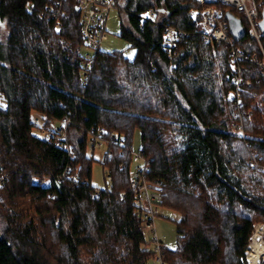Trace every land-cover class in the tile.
<instances>
[{
	"label": "trees",
	"instance_id": "trees-1",
	"mask_svg": "<svg viewBox=\"0 0 264 264\" xmlns=\"http://www.w3.org/2000/svg\"><path fill=\"white\" fill-rule=\"evenodd\" d=\"M122 1L121 36L136 56L99 48L86 70L77 0L66 3L61 27L43 14L50 0H0V264H154L135 208L138 130L160 207L181 213L177 246L163 247L167 263L249 264L255 224L264 221L260 68L243 61L252 86L236 101L229 46L206 42L190 15L202 2ZM214 4L248 27L236 7ZM149 7L185 31L173 56L164 25H140ZM237 43L260 51L249 33ZM35 113L49 136L36 133ZM66 121L61 135L56 124ZM92 135L107 145L103 187L93 183Z\"/></svg>",
	"mask_w": 264,
	"mask_h": 264
},
{
	"label": "built area",
	"instance_id": "built-area-1",
	"mask_svg": "<svg viewBox=\"0 0 264 264\" xmlns=\"http://www.w3.org/2000/svg\"><path fill=\"white\" fill-rule=\"evenodd\" d=\"M78 9L81 12V24L82 35L84 44L93 50L101 48L102 42L106 35L107 23L109 13L112 9L118 8L124 10V3H120L119 0H77ZM202 3H206L201 8H192L190 15L194 21L199 25V33L204 40L211 44L225 43L230 48L231 71L228 74V79H231L236 85L235 89L230 90L229 95L234 100L239 101L241 99L242 91L252 86V80L245 78V66L243 61L249 60L256 64L264 77V32L259 26L261 21L260 5L263 4L262 0H198ZM222 1L226 4L236 7V9L243 13L247 19L248 27H246L247 34L255 37L260 44V51L255 50L252 53H246L245 50L237 43V39L232 35L229 26V20L226 17L222 8L217 7L214 2ZM68 0H50L45 6L43 14H48L55 19L56 26L61 27L62 21L68 16L66 9V3ZM140 19V25H143L145 21H150L155 24H161L165 27V34L163 39V47L169 56L177 50V46L181 35L185 34V31L178 29L177 27L164 23L161 20L158 11L154 7H149L138 14ZM242 40V39H241ZM88 61L85 64V69L90 67L92 61L93 52L87 51L85 54ZM68 121L61 123L59 133L65 134V128ZM56 127V128H58ZM237 131H240L242 135L244 132L241 129V125L237 126ZM113 141L123 143L124 137L118 133L111 135ZM104 141L98 136L92 135L89 139V146L95 147ZM148 170L147 160L143 157L142 153L137 150L133 151V174L132 182L136 190L135 208L137 213L141 216L144 224L145 231H151L154 233V264H168L164 255V244L159 239L155 220L159 215L161 200V193L158 188L155 187L149 180L146 179L145 174ZM6 177V174L0 176V183ZM258 225H264L259 223L255 225L253 234L257 231ZM253 237V235H252ZM251 244V242H250ZM250 246V245H249ZM247 254V250H246ZM247 257V256H246Z\"/></svg>",
	"mask_w": 264,
	"mask_h": 264
},
{
	"label": "rangeland",
	"instance_id": "rangeland-1",
	"mask_svg": "<svg viewBox=\"0 0 264 264\" xmlns=\"http://www.w3.org/2000/svg\"><path fill=\"white\" fill-rule=\"evenodd\" d=\"M204 5H206V3H203V6ZM194 8H201V7H194ZM123 19L124 17L120 9L114 8L110 11L108 23H107L106 35L102 42L101 48L107 51H113V50L121 51L126 57L132 59L136 56L137 49L130 43V41H128L123 36H121V23ZM87 51H91L94 53L95 50L90 49L86 45H84V49H83L84 54H86ZM34 121L37 124L35 129L36 133L42 136H49V130L44 129L41 126L43 122L40 114L35 113ZM56 125L58 127L61 125V123H57ZM133 145L135 151L139 150L141 147V133L139 130L136 132L134 136ZM89 148L91 152H94V156L96 158L93 165V183L97 186L103 187L106 185V180H105L106 169L102 164V159L107 149V145L103 142L101 144L96 145L95 147L89 146ZM180 217H181L180 212L162 206L160 207L159 215H157L156 217L155 226L158 237L162 241V243L169 248H175L177 246L178 236H177L176 220H178ZM259 223L263 224L264 221H258L256 222L255 225ZM146 237L150 243V247L153 249L154 233L146 230ZM153 260H154V255L151 261L153 262Z\"/></svg>",
	"mask_w": 264,
	"mask_h": 264
},
{
	"label": "bare ground",
	"instance_id": "bare-ground-1",
	"mask_svg": "<svg viewBox=\"0 0 264 264\" xmlns=\"http://www.w3.org/2000/svg\"><path fill=\"white\" fill-rule=\"evenodd\" d=\"M247 261L249 264H261L264 257V225H258L253 234L251 244L247 249Z\"/></svg>",
	"mask_w": 264,
	"mask_h": 264
},
{
	"label": "water",
	"instance_id": "water-1",
	"mask_svg": "<svg viewBox=\"0 0 264 264\" xmlns=\"http://www.w3.org/2000/svg\"><path fill=\"white\" fill-rule=\"evenodd\" d=\"M225 15L229 20L230 31L232 35L235 37V39L237 40L243 39L247 34V30L243 23L242 17L238 16L230 9L226 11ZM259 26L264 32V9H263L262 19L259 23Z\"/></svg>",
	"mask_w": 264,
	"mask_h": 264
},
{
	"label": "crops",
	"instance_id": "crops-1",
	"mask_svg": "<svg viewBox=\"0 0 264 264\" xmlns=\"http://www.w3.org/2000/svg\"><path fill=\"white\" fill-rule=\"evenodd\" d=\"M122 3H123V1H122ZM124 5V4H123Z\"/></svg>",
	"mask_w": 264,
	"mask_h": 264
}]
</instances>
